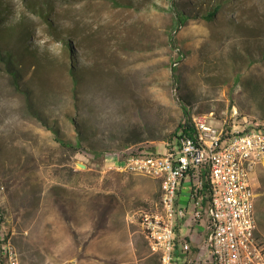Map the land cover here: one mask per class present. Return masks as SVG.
Wrapping results in <instances>:
<instances>
[{
    "label": "rangeland",
    "instance_id": "obj_1",
    "mask_svg": "<svg viewBox=\"0 0 264 264\" xmlns=\"http://www.w3.org/2000/svg\"><path fill=\"white\" fill-rule=\"evenodd\" d=\"M7 1L29 24L19 43L0 36L22 64L16 83L0 58V215L23 263L163 264L139 222L160 181L122 171L120 155L165 152L183 105L225 130L264 120V0H34L52 28ZM132 131L148 139L122 146ZM254 177L264 238V163Z\"/></svg>",
    "mask_w": 264,
    "mask_h": 264
},
{
    "label": "built area",
    "instance_id": "obj_2",
    "mask_svg": "<svg viewBox=\"0 0 264 264\" xmlns=\"http://www.w3.org/2000/svg\"><path fill=\"white\" fill-rule=\"evenodd\" d=\"M193 133L182 135L165 152H130L120 155V169L147 170L155 178L159 164L168 168L169 197L149 210L139 209V222L154 246L165 248L163 264H172L177 248L175 229L187 208L179 205L183 181H191L194 217H206L212 264H264V238L251 226L256 212L257 167L264 163V120L228 130L211 122L207 114L192 117ZM253 153L263 161H253ZM174 218V225H166ZM182 251L191 244L184 241ZM0 264H24L21 253L0 220Z\"/></svg>",
    "mask_w": 264,
    "mask_h": 264
},
{
    "label": "trees",
    "instance_id": "obj_3",
    "mask_svg": "<svg viewBox=\"0 0 264 264\" xmlns=\"http://www.w3.org/2000/svg\"><path fill=\"white\" fill-rule=\"evenodd\" d=\"M26 3H27V6H29V8L33 12L37 13L39 16H41L44 19L45 22H47L50 28L53 27L51 20L48 18L49 12L44 9L42 4H37L34 0H28V1L26 0ZM45 4L48 5V1H46ZM219 8H220L219 3H216L213 7H210L209 9L202 11L197 16H202L206 19H212L217 13V11L219 10ZM11 11L12 9H11V5L9 4V2L7 0H0V36H3L4 33L6 32H11L9 33L10 35H15V32L17 31L19 32L17 36L19 40L17 43H19L21 39H24L26 37V34H27L26 30H28L29 24L26 22L24 18L18 19L15 16L11 15ZM177 13H178V20L180 24H184L191 16H193V14L185 12L183 10L177 11ZM25 50L26 52L30 53L34 57V60H39L40 57L37 55L36 52L30 51L29 47H26ZM13 52L8 49L7 51H2L1 53H3V55L2 56L0 55L1 56L0 58L3 59L7 70L13 75L15 82L19 83L21 79L20 73L22 72V69H21L22 64L19 61V57L17 56V54ZM72 72H73L72 74H73L74 81L78 82L79 79L82 77L74 73V71ZM183 110H184V119L183 121L179 123V125L176 127L174 131V137L176 139H179L182 135L193 133V125H192L193 115L192 113H190V109H188L185 105H183ZM54 130L56 132L57 140L62 145H65L66 147H74L70 143L69 140H66L65 138L60 137L58 129L54 127ZM76 135H77L76 144L78 145L82 146L83 142H85V140H88L87 132L83 133L80 130H78ZM146 139L148 138H145L142 132L132 131L131 133H129L122 139L121 144L122 146L127 147L133 144L143 142ZM152 139H156V137H152ZM88 148L95 155L101 154L100 152L103 151V148H100L97 146L91 145ZM255 190H256V186H255ZM0 211H1V207H0ZM0 220L1 221L3 220L2 215H0ZM258 236L260 235L258 234ZM158 256L160 257L159 254Z\"/></svg>",
    "mask_w": 264,
    "mask_h": 264
},
{
    "label": "crops",
    "instance_id": "obj_4",
    "mask_svg": "<svg viewBox=\"0 0 264 264\" xmlns=\"http://www.w3.org/2000/svg\"><path fill=\"white\" fill-rule=\"evenodd\" d=\"M190 192L191 181L187 178L183 181L178 196V203L187 208V214L178 220L175 229L177 264H212L210 249L205 241L208 235V222L204 216L194 217ZM184 241L191 244L189 251L184 252L180 249Z\"/></svg>",
    "mask_w": 264,
    "mask_h": 264
},
{
    "label": "bare ground",
    "instance_id": "obj_5",
    "mask_svg": "<svg viewBox=\"0 0 264 264\" xmlns=\"http://www.w3.org/2000/svg\"><path fill=\"white\" fill-rule=\"evenodd\" d=\"M253 161H263V154L261 153H253ZM137 173H142L148 176L147 170H139ZM155 178L154 176H152ZM160 181V187H161V195L159 201L155 204V206H159V203H165L167 201V198L169 197V185L167 183L168 181V168L166 164H159V174L155 178ZM145 210H149L146 209ZM257 214L256 212L253 213V219H251V226L254 227V229H257ZM166 225H174V218H166ZM152 248L156 251H158L162 257V260L165 258V248H161V246H154V243H152V237L146 236Z\"/></svg>",
    "mask_w": 264,
    "mask_h": 264
},
{
    "label": "water",
    "instance_id": "obj_6",
    "mask_svg": "<svg viewBox=\"0 0 264 264\" xmlns=\"http://www.w3.org/2000/svg\"><path fill=\"white\" fill-rule=\"evenodd\" d=\"M79 164L82 166V167H86V164L85 163H80Z\"/></svg>",
    "mask_w": 264,
    "mask_h": 264
}]
</instances>
